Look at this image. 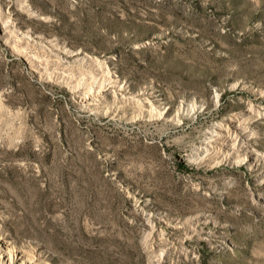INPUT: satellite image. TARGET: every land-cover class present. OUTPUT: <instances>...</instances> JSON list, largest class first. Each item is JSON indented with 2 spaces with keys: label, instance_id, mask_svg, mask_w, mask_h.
<instances>
[{
  "label": "rangeland",
  "instance_id": "374dc122",
  "mask_svg": "<svg viewBox=\"0 0 264 264\" xmlns=\"http://www.w3.org/2000/svg\"><path fill=\"white\" fill-rule=\"evenodd\" d=\"M0 235V264H264V0H0Z\"/></svg>",
  "mask_w": 264,
  "mask_h": 264
},
{
  "label": "bare ground",
  "instance_id": "6f19581e",
  "mask_svg": "<svg viewBox=\"0 0 264 264\" xmlns=\"http://www.w3.org/2000/svg\"><path fill=\"white\" fill-rule=\"evenodd\" d=\"M7 45L9 46V44ZM33 69L36 70L35 68ZM143 110L147 112L148 109L147 107H144ZM227 117H229V120L234 121L231 116H227ZM236 128L240 129V126L236 125ZM231 143L232 141H231L230 128L227 127L226 125L215 123L214 126L207 129L206 134L204 136V146L202 147L204 148L205 151L210 150L211 152L212 150L214 152L222 151L223 153H230V151L233 150ZM5 246L9 247L7 238L0 235V250L3 251L4 248H6Z\"/></svg>",
  "mask_w": 264,
  "mask_h": 264
}]
</instances>
